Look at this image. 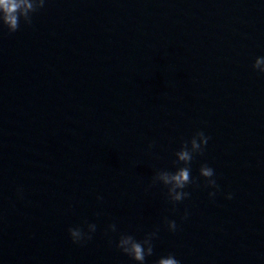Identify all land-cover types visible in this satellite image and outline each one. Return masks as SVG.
Segmentation results:
<instances>
[{
    "label": "water",
    "instance_id": "1",
    "mask_svg": "<svg viewBox=\"0 0 264 264\" xmlns=\"http://www.w3.org/2000/svg\"><path fill=\"white\" fill-rule=\"evenodd\" d=\"M0 264H264V0H0Z\"/></svg>",
    "mask_w": 264,
    "mask_h": 264
}]
</instances>
